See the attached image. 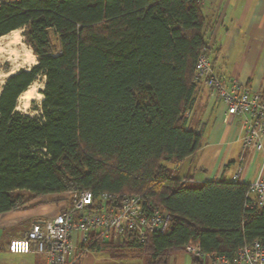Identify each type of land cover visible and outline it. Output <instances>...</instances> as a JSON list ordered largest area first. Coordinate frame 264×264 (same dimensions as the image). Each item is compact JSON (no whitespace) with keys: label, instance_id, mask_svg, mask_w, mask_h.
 Masks as SVG:
<instances>
[{"label":"trees","instance_id":"obj_1","mask_svg":"<svg viewBox=\"0 0 264 264\" xmlns=\"http://www.w3.org/2000/svg\"><path fill=\"white\" fill-rule=\"evenodd\" d=\"M17 28L37 63L0 90V214L75 189L138 194L169 213L166 230L144 242L91 235L85 247L144 264H168L170 255L188 253L189 242L228 257L264 242V205L249 203L248 182H195L164 163L180 164L202 145V129L188 125L196 59L208 46L201 0L1 3L0 36ZM39 73L45 79L35 118L15 108ZM188 254L202 264L204 257Z\"/></svg>","mask_w":264,"mask_h":264},{"label":"built area","instance_id":"obj_2","mask_svg":"<svg viewBox=\"0 0 264 264\" xmlns=\"http://www.w3.org/2000/svg\"><path fill=\"white\" fill-rule=\"evenodd\" d=\"M9 1L0 0V4ZM194 80L222 102L225 120L227 116L242 118L241 142L248 155L239 156L242 166L232 178L241 181L245 162L259 153L261 164L256 177L248 182L247 196L252 206H263L264 96L247 85L224 81L213 70L208 46L201 49L196 59ZM69 197V204L61 205L55 215L36 217L21 236L9 238L8 252L44 256L47 264H77L90 239L115 241L134 236L144 242L148 235L165 231L170 220L166 210L153 207L138 194L102 193L95 197L90 190L75 189L69 192ZM185 251L199 258L208 256L209 264H264V242L259 240L239 247L231 257L207 255L199 245L190 242Z\"/></svg>","mask_w":264,"mask_h":264},{"label":"crops","instance_id":"obj_3","mask_svg":"<svg viewBox=\"0 0 264 264\" xmlns=\"http://www.w3.org/2000/svg\"><path fill=\"white\" fill-rule=\"evenodd\" d=\"M201 13L213 70L224 81L247 85L264 96V0H201ZM225 116L222 102L210 95L205 85L197 84L188 112V125L197 131L202 129V145L194 156L186 157L180 164L170 161L173 170L182 173L176 176L191 177L195 182L224 177L232 180L233 174L241 169L239 156L248 155L241 142L242 118L227 116L225 120ZM260 164V154L256 153L251 161L245 162L241 181H252ZM40 206L39 213L47 209ZM25 213L0 214L4 253L16 264H47L44 256L13 254L7 250L9 238L19 237L31 227L34 214ZM137 258L140 257L116 258L103 251H86L77 264H144ZM168 264L193 263L190 254L178 252L169 256ZM202 264H209L208 256L202 258Z\"/></svg>","mask_w":264,"mask_h":264},{"label":"rangeland","instance_id":"obj_4","mask_svg":"<svg viewBox=\"0 0 264 264\" xmlns=\"http://www.w3.org/2000/svg\"><path fill=\"white\" fill-rule=\"evenodd\" d=\"M20 30H21V38H22L23 43L29 49V51H31V53L34 55L31 47L24 42V37H25L23 35L24 28H20ZM51 41H52L53 48L56 51L58 48V44H57L58 42L56 40L55 35H53V34H51ZM36 63H37V60H36V56L34 55V59H33L32 64H30L24 68H19L18 70H16V72L21 70V69L29 70ZM10 68H11V64L9 62H0V90H1L2 85L5 83L6 79L9 77V76L5 77L4 74L6 72H8L10 70ZM44 79H45V76L43 73H39L36 76V78L33 82L36 83L38 86H41L42 88L41 89L35 88L32 91L31 97L28 100L26 98H22L18 101V98H17V105L15 108L16 111H18L22 114H27L31 117L39 118L40 103H41V100L43 99V94L41 93V91L44 88ZM39 95H42V98ZM164 163L173 172V174L178 175V176L182 175V173L177 171L176 169L173 170L174 165H172V163L170 161H164ZM182 167L185 168L186 163H184L182 165ZM223 179L228 180L229 178L224 177ZM71 191H73V190H71ZM41 200L43 203H38ZM69 202H70L69 192L60 193V194H50V195L37 197L35 199L27 201L25 204H23L17 210H13V212H23V211L25 212L26 211L25 214L33 213L34 218L39 217V216H41V217L53 216L59 211V208L61 205L67 206L69 204ZM40 205H44L45 208H47V209L45 211L39 213V209L41 208ZM0 223H1V219H0ZM1 225L2 224H0V226ZM0 235H2V229H0ZM4 240H5V238L0 240L1 245L3 244ZM4 251H5L4 249L0 250V264H16L15 261H13L12 259H8V257H6ZM139 259H141V258H137V261H139Z\"/></svg>","mask_w":264,"mask_h":264},{"label":"bare ground","instance_id":"obj_5","mask_svg":"<svg viewBox=\"0 0 264 264\" xmlns=\"http://www.w3.org/2000/svg\"><path fill=\"white\" fill-rule=\"evenodd\" d=\"M33 59L34 55L22 41L20 28L13 29L0 36V62L11 64L10 70L4 74L5 77L15 73L19 68L32 64ZM35 88L41 89L42 87L33 82L18 96V101L22 98L28 100ZM39 96L42 98V95Z\"/></svg>","mask_w":264,"mask_h":264},{"label":"water","instance_id":"obj_6","mask_svg":"<svg viewBox=\"0 0 264 264\" xmlns=\"http://www.w3.org/2000/svg\"><path fill=\"white\" fill-rule=\"evenodd\" d=\"M27 70V69H26Z\"/></svg>","mask_w":264,"mask_h":264}]
</instances>
